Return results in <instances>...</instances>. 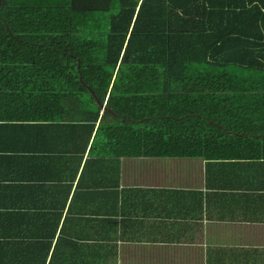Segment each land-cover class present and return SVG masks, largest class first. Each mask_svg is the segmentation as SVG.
I'll use <instances>...</instances> for the list:
<instances>
[{
    "label": "trees",
    "instance_id": "1",
    "mask_svg": "<svg viewBox=\"0 0 264 264\" xmlns=\"http://www.w3.org/2000/svg\"><path fill=\"white\" fill-rule=\"evenodd\" d=\"M22 118L97 121L117 155L264 159V0H0V125Z\"/></svg>",
    "mask_w": 264,
    "mask_h": 264
},
{
    "label": "crops",
    "instance_id": "2",
    "mask_svg": "<svg viewBox=\"0 0 264 264\" xmlns=\"http://www.w3.org/2000/svg\"><path fill=\"white\" fill-rule=\"evenodd\" d=\"M21 122L0 125V264H264L263 158L117 155L97 121Z\"/></svg>",
    "mask_w": 264,
    "mask_h": 264
}]
</instances>
